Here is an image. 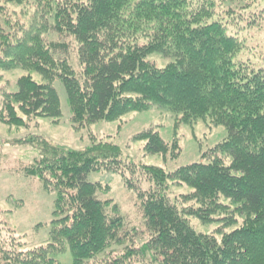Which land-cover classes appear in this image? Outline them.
<instances>
[{
	"label": "trees",
	"instance_id": "obj_1",
	"mask_svg": "<svg viewBox=\"0 0 264 264\" xmlns=\"http://www.w3.org/2000/svg\"><path fill=\"white\" fill-rule=\"evenodd\" d=\"M2 1L25 0H0V71L30 73L3 95L1 122L17 127L24 116L59 117L58 80L78 125L159 107L183 123L209 118L228 130L207 162L173 172L135 165L129 171L121 149L108 142L74 150L40 136L21 140L38 152L26 174L56 193L53 220L44 246L22 251L8 244L0 249L3 264H60L67 248L71 264H264V58H244L246 43L229 30L236 15L245 27L256 25L264 9L239 13L248 0H53L48 16L13 25L3 24ZM222 2L230 7L218 18ZM44 30L58 39L47 41ZM152 54L167 64L156 66ZM134 139L146 142V154L169 151L152 129ZM101 169L148 182L125 180L139 202L140 245L139 229L129 228L118 206L98 197L100 184L88 180ZM173 185L191 191L173 197ZM190 218L220 226L214 234L198 232Z\"/></svg>",
	"mask_w": 264,
	"mask_h": 264
},
{
	"label": "rangeland",
	"instance_id": "obj_2",
	"mask_svg": "<svg viewBox=\"0 0 264 264\" xmlns=\"http://www.w3.org/2000/svg\"><path fill=\"white\" fill-rule=\"evenodd\" d=\"M52 1L25 0L20 5L2 1L5 10L2 16L3 24L18 25L28 19L39 21L41 16L49 15L48 9ZM221 4L224 11L217 16L218 18L227 17L224 12L230 7L223 2ZM258 9H264V0H248L239 13ZM217 11H221L219 5ZM240 18L241 16L237 18L236 15V22H229V30L246 43L244 58L257 64L264 58V16L252 27H245L244 21H240ZM37 26L38 24L34 25ZM43 38L47 41L56 40L58 34L44 30ZM65 40L70 43V62L76 68L73 43L70 42V38ZM148 60L159 67H164L168 62V59H163L158 54L150 55ZM28 73L30 72L22 69L0 71V113L3 95L15 92L18 78ZM31 76L36 81L42 82L41 76L35 72H32ZM53 85L60 101L59 117L24 116L25 125L17 127L0 121V249H6L8 244L10 248L14 247L22 251L44 246L49 240L53 220L56 193L46 191L38 178L26 174L24 169L33 164L38 152L35 145L22 144L21 140L40 136L54 145L74 150H84L96 142H108L121 149L123 165L129 171L135 165L155 166L165 172H173L179 167L192 163L207 162L213 156V149L228 136V130L224 125H215L209 118L187 124L181 121L179 115L159 107L144 112L132 111L115 121L101 120L78 125L72 121V113L63 85L58 80L54 81ZM148 129L157 132L167 142L169 147L167 153L157 155L145 153L146 142L134 137ZM132 177L140 180L142 186L148 184L144 177L137 174L132 176L127 171L122 174L104 169L90 173L88 180L100 184L102 188L98 192V197L116 204L129 228L139 229L135 243L140 245L145 240V234L139 202L136 193L125 183L126 179ZM174 185L171 186L173 197L191 191L186 186ZM190 224L198 232L213 234L220 226L217 222L204 225L191 218ZM57 260L60 264H71V251L67 248L57 256ZM0 264H3L1 259Z\"/></svg>",
	"mask_w": 264,
	"mask_h": 264
}]
</instances>
